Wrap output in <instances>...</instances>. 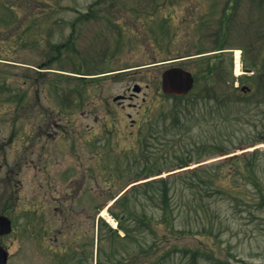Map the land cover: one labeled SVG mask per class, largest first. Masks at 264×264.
<instances>
[{
    "label": "rangeland",
    "instance_id": "374dc122",
    "mask_svg": "<svg viewBox=\"0 0 264 264\" xmlns=\"http://www.w3.org/2000/svg\"><path fill=\"white\" fill-rule=\"evenodd\" d=\"M0 1L8 264H264V210L199 199L211 181L180 169L264 148V0H28L15 21ZM171 65L196 78L184 97L162 92Z\"/></svg>",
    "mask_w": 264,
    "mask_h": 264
},
{
    "label": "trees",
    "instance_id": "16d2710c",
    "mask_svg": "<svg viewBox=\"0 0 264 264\" xmlns=\"http://www.w3.org/2000/svg\"><path fill=\"white\" fill-rule=\"evenodd\" d=\"M222 48L224 47L220 49ZM259 77L263 81L264 72H259ZM263 84L264 82L259 86V89L264 90ZM263 158L264 149L256 148L252 151L228 156L219 161L189 169L185 172L194 174L192 175L193 179L198 181H211L208 184L204 183L208 187L205 192L199 189L201 197L199 199H203L204 194L226 197L236 204V208L246 205L248 208L246 209L255 215L256 211L263 213L264 210V172L261 169H257L258 166H261L260 163L262 164ZM183 164H187V162ZM206 176L207 180H205ZM158 181L154 180L147 183L153 184ZM163 196L165 201V197H168V192L165 191ZM171 211L168 201L164 208V215Z\"/></svg>",
    "mask_w": 264,
    "mask_h": 264
},
{
    "label": "water",
    "instance_id": "95a60500",
    "mask_svg": "<svg viewBox=\"0 0 264 264\" xmlns=\"http://www.w3.org/2000/svg\"><path fill=\"white\" fill-rule=\"evenodd\" d=\"M249 71V69H246ZM194 85L192 73L182 67L172 66L162 74L163 91L171 95H182L189 92ZM248 89L247 86L242 87ZM11 230V221L8 217L0 215V234H6ZM7 251L0 246V264H6Z\"/></svg>",
    "mask_w": 264,
    "mask_h": 264
},
{
    "label": "flooded vegetation",
    "instance_id": "af4514ba",
    "mask_svg": "<svg viewBox=\"0 0 264 264\" xmlns=\"http://www.w3.org/2000/svg\"><path fill=\"white\" fill-rule=\"evenodd\" d=\"M28 0H6V2H4V5L7 7V9L10 11V12H12L10 15H6L5 16V18H12V20H24L23 18H20V17H17V14H15V13H13L14 12V8L15 7H18L20 4H22L23 2H27ZM1 2V1H0ZM11 21V19H6V23L7 24H9V22ZM137 89L138 87H136V84H134V86L132 87V91H130L129 92V94H126V93H124V94H120L119 96H121L120 98L121 99H119V102H124V99H128V100H130V99H132V98H134V97H137V96H139L140 95V93L143 91V87H139V90L140 91H138V92H135V90L134 89ZM133 90H134V92H133ZM130 115V114H129ZM53 122H47V121H44V128L46 127V128H50L51 127V124H52ZM132 124L134 125L135 124V120L134 119H132ZM8 178H6L5 180H4V183H6V185L8 186V188H12V186H13V184H12V182H13V179H12V177L10 176V174L8 173L7 175H6ZM1 180H3V179H1ZM52 184L50 183L49 184V187L51 186ZM76 187L77 186H79V190H76V192H75V194H78V192H81L82 191V187L84 186V183H83V181L82 180H80V181H78L76 184ZM86 185H87V183H86ZM34 192V191H33ZM44 193H45V195L47 196V194H48V191H44ZM69 195H72L71 193H69ZM1 201H3V197H1ZM13 205H14V203H13ZM13 222V221H12ZM15 231V226H13V230H12V232H14ZM59 264L61 263L60 262V260H58L57 261Z\"/></svg>",
    "mask_w": 264,
    "mask_h": 264
},
{
    "label": "bare ground",
    "instance_id": "6f19581e",
    "mask_svg": "<svg viewBox=\"0 0 264 264\" xmlns=\"http://www.w3.org/2000/svg\"><path fill=\"white\" fill-rule=\"evenodd\" d=\"M238 57H239V55L237 53V61H239ZM238 73H241V69H239V68H238Z\"/></svg>",
    "mask_w": 264,
    "mask_h": 264
}]
</instances>
